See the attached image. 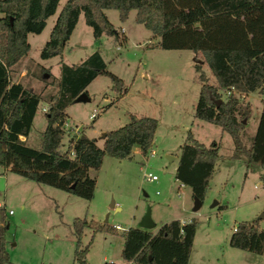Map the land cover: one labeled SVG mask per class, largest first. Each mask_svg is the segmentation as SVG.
Here are the masks:
<instances>
[{
  "label": "rangeland",
  "instance_id": "rangeland-1",
  "mask_svg": "<svg viewBox=\"0 0 264 264\" xmlns=\"http://www.w3.org/2000/svg\"><path fill=\"white\" fill-rule=\"evenodd\" d=\"M65 0H58L55 11L45 19L38 33L28 32L29 47L15 65L11 80L19 81L40 95L25 142L38 145L45 124L41 106L47 107L48 96L56 90L59 61L78 62L93 49H98L105 68L122 79L126 91L117 99L107 74L95 75L85 86L87 100L72 99L64 108L66 134L59 148L66 147L71 133L70 124H76L98 146L101 133L116 128L129 119V113L156 118L153 140L146 153L132 148L129 157H114L104 153L98 169H89L95 178L89 199L74 193L36 183L9 168L0 173V230L4 237L7 261L4 264H80L74 257V217H85L94 224H106L92 231L84 226L81 245L88 243L83 259L87 264L120 263L124 246L123 231L138 227L149 211L152 227V253L158 259L176 261L184 255V264H264L261 253L231 246L228 236L237 221L258 219L264 227V186L261 185L260 166L246 163L242 156L233 157L230 135L220 126L193 115V105L199 82L193 63L197 59L189 49H161L154 45L157 37L134 20V9L120 21L113 8L104 12L118 29L123 26L127 38L120 44L108 34L94 39L90 27L79 13L61 54L40 57L39 51L48 38L55 16ZM201 70L212 82L206 64ZM46 68L47 71H43ZM143 72L146 76H143ZM46 73V74H45ZM261 97L250 91L240 98L250 105L248 117L243 120L242 141L249 142L261 108ZM112 101V102H111ZM96 109L93 118L89 117ZM193 137L210 144H218V155L209 187L200 204L194 208V198L187 185L174 179L179 145L187 131ZM149 149L154 150L150 154ZM150 172L156 179H148ZM113 201L112 205L110 202ZM10 210V212H8ZM193 218L196 222L192 241L186 250L164 242L160 226L172 218ZM126 262H121L125 264ZM117 264V263H116Z\"/></svg>",
  "mask_w": 264,
  "mask_h": 264
},
{
  "label": "trees",
  "instance_id": "trees-1",
  "mask_svg": "<svg viewBox=\"0 0 264 264\" xmlns=\"http://www.w3.org/2000/svg\"><path fill=\"white\" fill-rule=\"evenodd\" d=\"M57 3L58 0H0V167L9 168L36 183L89 199L95 178L88 170L98 169L104 153L129 157L134 146L146 153L157 121L153 116L129 113L127 122L105 131L101 146L81 131L71 144L67 141L63 150L59 148L67 133L62 127L66 118L64 108L78 93L86 92V84L95 75L109 76L111 88L117 91L115 98L126 91L122 79L105 68L98 50L93 49L77 63L59 61L56 90L48 96L49 102L43 110L45 124L38 145L25 142L40 95L11 77L17 61L29 47L27 33L41 31ZM106 8L115 9L120 21L134 9V20L157 37L156 47L189 49L194 58L206 64L212 82L207 81L201 64L193 63L199 82L193 115L226 131L232 139L231 156H242L246 163H257L262 169L259 180L264 186V0H65L39 56L61 54L79 13L94 39L104 33L122 43L124 35L120 29L113 28L103 11ZM42 70L47 71L46 68ZM229 87L232 90L226 94ZM250 91L262 95L261 108L254 132L245 144L241 133L250 105L240 98ZM217 98L219 102L215 101ZM19 135L24 138L20 139ZM217 155L215 141L206 145L189 130L186 132L179 145L174 178L189 186L192 197L203 199ZM262 212L264 214V210ZM71 223L75 236L74 257L80 264H87L83 255L88 243L81 245L83 227L89 226L92 231L113 228L94 224L85 217H74ZM195 224L193 218L184 223L173 218L164 222L158 233L165 243L186 250L192 241ZM234 227L228 236L231 246L255 253L263 251L264 227L258 225L257 218L237 221ZM122 234L121 256L125 264H173L163 256L155 258L151 245L153 234L148 229L129 227ZM3 243L0 230V264L7 261ZM184 263L182 255L177 264Z\"/></svg>",
  "mask_w": 264,
  "mask_h": 264
},
{
  "label": "built area",
  "instance_id": "built-area-1",
  "mask_svg": "<svg viewBox=\"0 0 264 264\" xmlns=\"http://www.w3.org/2000/svg\"><path fill=\"white\" fill-rule=\"evenodd\" d=\"M122 29H120V31H121ZM230 90H232V87H229L228 89H226V91H225V93L226 94H228L229 92H230ZM41 110H45V107H41ZM95 113H96V109H92V111L90 112V114H89V117L90 118H93L94 117V115H95ZM62 126H64V127H67V126H69L65 121L63 122V124H62ZM70 127H71V133H70V135L68 136V141H69V143L71 144L72 142H73V140H74V138L79 134L78 133V129H79V127L76 125V124H70ZM65 129V128H64ZM19 138L20 139H23V137L21 136V135H19ZM72 153H73V151L70 149L69 150V154L70 155H72ZM149 153L150 154H152V153H154V150H152V149H149ZM4 170H6V168H1L0 167V173L2 172V171H4ZM143 176H145L146 178H148V179H152V180H154V179H156V176L154 175V174H152V173H150V172H144L143 173ZM8 212H10V210L8 211ZM186 221H188V220H181L180 222L181 223H184V222H186ZM235 229V227L233 226L232 227V230H234Z\"/></svg>",
  "mask_w": 264,
  "mask_h": 264
},
{
  "label": "water",
  "instance_id": "water-1",
  "mask_svg": "<svg viewBox=\"0 0 264 264\" xmlns=\"http://www.w3.org/2000/svg\"><path fill=\"white\" fill-rule=\"evenodd\" d=\"M197 62H200V60L197 59ZM87 98H88V96H87L86 92L81 91L73 99L75 101H78V100H87ZM219 100H220V98L215 99L216 102H219ZM104 133H105V131L101 133V136H104ZM193 198H194V208H196L200 204L201 200L195 196H193ZM112 203H113V201L110 202L111 205H112ZM260 215L262 216L263 212ZM153 225H154V223L149 216V211L147 210L145 212V214L143 215V217L141 218V220L139 221V226L143 227V228H149V227H152Z\"/></svg>",
  "mask_w": 264,
  "mask_h": 264
},
{
  "label": "crops",
  "instance_id": "crops-1",
  "mask_svg": "<svg viewBox=\"0 0 264 264\" xmlns=\"http://www.w3.org/2000/svg\"><path fill=\"white\" fill-rule=\"evenodd\" d=\"M103 11H104V10H103ZM104 13H105V12H104ZM105 15H106V14H105ZM133 16H134V15H133ZM106 17H107V16H106ZM118 29H122L121 32H122V35H124V40H125V39L127 38V36H128L127 33H126L125 28H124L123 26H119ZM71 31H72V30H71ZM112 37H113V36H112ZM113 40L116 41L118 44H120V43L118 42V40H115L114 38H113ZM97 50H98V49H97ZM90 52H91V51H90ZM98 52H99V50H98ZM99 54H100V52H99ZM100 55H101V54H100ZM83 57H84V56H83ZM83 57H82V58H83ZM101 57H102V56H101ZM82 58H81V59H82ZM81 59H80V60H81ZM80 60H79V61H80ZM79 61H78V62H79ZM73 63H77V62H73ZM143 76H146V73H145V72H143ZM86 85H87V84H86ZM86 94H87V93H86ZM123 94H124V93H123ZM123 94H122V95H123ZM122 95H121V96H122ZM121 96H119V97H121ZM116 99H117V98H116ZM41 107H42V106H41ZM35 112H36V110H35ZM34 114H35V113H34ZM149 116H150V115H149ZM32 120H33V118H32ZM21 136H22V135H21ZM22 137H23V136H22ZM23 138H24V137H23ZM194 138H195V137H194ZM152 140H153V138H152ZM151 142H152V141H151ZM202 143H203V142H202ZM206 145H207V144H206ZM133 148H137V147L134 146ZM174 169H175V168H174ZM174 179H175V178H174ZM175 180H176V179H175ZM176 181H178V180H176ZM179 184H180V185H184V184H182V183H180V182H179ZM208 187H209V186H208ZM190 193H191V192H190ZM172 219H173V218H172ZM178 219H179V218H178ZM179 220H180V221H181V220H188V217L180 218ZM109 262H115V261H109ZM121 262L123 263V262H126V261H121ZM121 262H120V263L115 262V263H117V264H121ZM175 262H176V261H172V263H175Z\"/></svg>",
  "mask_w": 264,
  "mask_h": 264
}]
</instances>
